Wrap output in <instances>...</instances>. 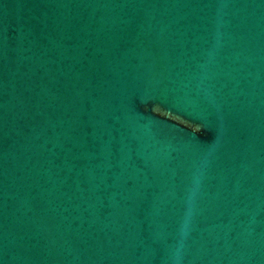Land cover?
I'll return each mask as SVG.
<instances>
[{
	"label": "water",
	"instance_id": "water-1",
	"mask_svg": "<svg viewBox=\"0 0 264 264\" xmlns=\"http://www.w3.org/2000/svg\"><path fill=\"white\" fill-rule=\"evenodd\" d=\"M0 264H264V0H0Z\"/></svg>",
	"mask_w": 264,
	"mask_h": 264
}]
</instances>
